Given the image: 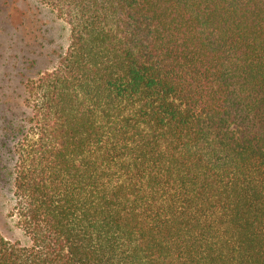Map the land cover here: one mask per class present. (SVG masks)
<instances>
[{"label":"trees","instance_id":"1","mask_svg":"<svg viewBox=\"0 0 264 264\" xmlns=\"http://www.w3.org/2000/svg\"><path fill=\"white\" fill-rule=\"evenodd\" d=\"M40 1L0 264H264V0Z\"/></svg>","mask_w":264,"mask_h":264},{"label":"rangeland","instance_id":"2","mask_svg":"<svg viewBox=\"0 0 264 264\" xmlns=\"http://www.w3.org/2000/svg\"><path fill=\"white\" fill-rule=\"evenodd\" d=\"M68 39L67 24L40 0H0V232L22 246L30 239L12 211L11 189L15 146L31 116L28 84L56 66Z\"/></svg>","mask_w":264,"mask_h":264}]
</instances>
